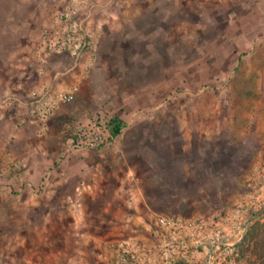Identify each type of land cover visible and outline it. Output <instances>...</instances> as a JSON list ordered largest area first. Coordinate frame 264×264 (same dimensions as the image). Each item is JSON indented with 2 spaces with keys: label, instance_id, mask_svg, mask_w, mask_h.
<instances>
[{
  "label": "rangeland",
  "instance_id": "1",
  "mask_svg": "<svg viewBox=\"0 0 264 264\" xmlns=\"http://www.w3.org/2000/svg\"><path fill=\"white\" fill-rule=\"evenodd\" d=\"M94 3L95 48L76 65V99L57 106L78 115L51 130V114L42 122L34 104L22 114L32 123L21 133L33 152L30 179L20 149L3 163L0 264H121L118 247L133 227L231 207L262 181L253 172L264 162V0ZM62 4L0 0L1 76L12 62L38 64L41 31ZM54 58L63 69L74 63L66 52L46 56ZM111 115L125 121L122 132L80 146L97 153L80 157L100 176L63 181L58 141ZM238 250L245 264H264V210Z\"/></svg>",
  "mask_w": 264,
  "mask_h": 264
},
{
  "label": "built area",
  "instance_id": "2",
  "mask_svg": "<svg viewBox=\"0 0 264 264\" xmlns=\"http://www.w3.org/2000/svg\"><path fill=\"white\" fill-rule=\"evenodd\" d=\"M91 0H63L53 13L52 23L44 27L34 49L38 62L49 53H69L74 59L95 48L96 29L90 22ZM79 92L78 83L51 93V88L33 92L42 122L59 105L73 102ZM111 137L105 121L93 119L79 127L72 141L79 147L98 148ZM253 174L262 178L248 198L231 207L213 208L193 216L157 214L143 227H133L121 241L118 255L121 264H245L239 245L264 210V162Z\"/></svg>",
  "mask_w": 264,
  "mask_h": 264
},
{
  "label": "crops",
  "instance_id": "3",
  "mask_svg": "<svg viewBox=\"0 0 264 264\" xmlns=\"http://www.w3.org/2000/svg\"><path fill=\"white\" fill-rule=\"evenodd\" d=\"M94 2L95 0H91L90 3L91 23H93V15L95 9L97 8L96 4L98 3ZM106 4H108V2ZM52 19L53 16L51 17V22ZM71 58L73 59L74 63L71 67H66V69L61 68V61H63L61 60L62 58H54L50 59V61L45 59L44 62H38L37 65L32 67H29L28 65L18 66L17 62H12L9 66L12 68L8 71V74L4 76L0 75V179L8 177V171H2L3 163L10 164L8 160L11 161L12 158H18L16 154L18 153L16 151L17 149H20L21 153L25 156V159H23L25 161L23 164L25 165L22 171L24 174H26L25 178L30 179V177L27 175V172L31 168V165L29 163L30 161L27 160V155L29 157L30 155L33 156V152H30L31 150L27 140H21V133H25L27 131L26 128L32 123L31 120L23 117L22 114L25 113L28 115L34 109V97L32 96L33 92L40 94L48 88H51V93L65 90L70 87L72 82H74L75 76H78L75 70L76 65L79 64L81 67L83 64L84 66L89 64L87 61V56H84L79 60V62H77L72 56ZM12 64L14 66H12ZM28 67L30 70H33V75L32 73L28 72ZM16 68L24 69L18 73ZM66 110V107L62 105L52 111L50 115L51 119L49 121V129L52 130L51 126L53 121L58 124L59 121L63 119L78 115V113H76L78 110L73 111V113H68ZM118 116L121 117L120 115ZM30 129L31 128H28V130ZM49 144L50 143H48V146ZM57 146L59 148L58 154L60 159L59 174H61V179L63 181H82L95 178L98 175L100 176V173H98V170H100V165L98 166L96 163H91L90 160H85L80 157V155H96L97 153L85 151L83 148H80L72 141V137L61 139V141H58ZM45 147H47V145H45ZM103 147L105 148V145ZM104 151H102L100 154H104ZM100 154L98 155L100 156ZM86 167L92 168L90 173V170L87 172L83 170ZM90 187L91 186L88 185V188ZM79 188L81 189L82 186ZM81 192L82 191L78 192L79 195ZM122 227L125 231H128L130 226L129 223H127Z\"/></svg>",
  "mask_w": 264,
  "mask_h": 264
},
{
  "label": "trees",
  "instance_id": "4",
  "mask_svg": "<svg viewBox=\"0 0 264 264\" xmlns=\"http://www.w3.org/2000/svg\"><path fill=\"white\" fill-rule=\"evenodd\" d=\"M105 125L109 130L112 138L117 137L125 127V121L118 115H111L106 121Z\"/></svg>",
  "mask_w": 264,
  "mask_h": 264
}]
</instances>
